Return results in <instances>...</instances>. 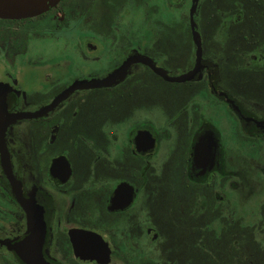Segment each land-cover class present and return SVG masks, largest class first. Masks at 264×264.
<instances>
[{
	"label": "flooded vegetation",
	"instance_id": "af4514ba",
	"mask_svg": "<svg viewBox=\"0 0 264 264\" xmlns=\"http://www.w3.org/2000/svg\"><path fill=\"white\" fill-rule=\"evenodd\" d=\"M146 79L200 88L161 121ZM161 159L184 165L162 175ZM176 205L217 264H264V0H57L0 16V264H188L160 215Z\"/></svg>",
	"mask_w": 264,
	"mask_h": 264
},
{
	"label": "rangeland",
	"instance_id": "374dc122",
	"mask_svg": "<svg viewBox=\"0 0 264 264\" xmlns=\"http://www.w3.org/2000/svg\"><path fill=\"white\" fill-rule=\"evenodd\" d=\"M186 23L182 26V27H178V28H185ZM188 85L187 83H165L162 82L160 80H156V79H146L145 83H144V93L146 95H151L156 94L159 98H160V119L161 121L163 120V118L166 116V114H169L167 112L171 111V108H174L178 102L179 99L186 97L187 94H190L192 92H194L195 89L200 88V85H193V87L191 88H187ZM241 92H254L252 90V88L250 86H244L241 90ZM207 98H209V105H208V113L210 115V118H212L214 120V124L216 126V128L221 132L223 138L226 139H230L231 136V132L230 131V126L234 123L233 122V118L232 116L227 112V110L225 109V107L223 106V104H220L219 102L213 101L211 99V97L206 96ZM188 136L189 133L184 131L181 134L179 143L181 142V146H186L187 144V140H188ZM233 137V134H232ZM234 144H232L233 146ZM234 147V146H233ZM179 152V151H178ZM234 151L231 152V155H233ZM164 155V151L162 150L161 152V157L163 158ZM184 163L180 162V161H164L163 159H161L160 161V174L162 175H168V174H172L173 172H175L176 169L178 168H183ZM175 170H174V169ZM179 171H176V173H178ZM241 195H243L245 193V189L242 187L241 188ZM171 194L168 193V191H166L164 194H162V204L163 203H168L170 204V196ZM183 202V209L184 211L186 210V200L183 198L182 200ZM246 203L243 202V204ZM168 208V207H167ZM246 209L245 207H241V213L240 216H242L241 220H244L243 215L246 213ZM180 209L179 207L176 205V207L169 211L166 210L161 211L160 215L163 217L165 215H167L168 217H172V221H174V226L175 229L172 232H176V234L174 235V241L176 242V246H177V250L179 253L186 255L187 258V262L188 264H217V261H214L210 258V254L212 253H217V250H213L211 249L209 245L208 247L211 249V252L209 253H205V252H200V250H197V248L195 247V237H196V233L194 230H190L188 232H185L184 229L180 228V226L178 224V218H180L179 216L181 215V213L179 212ZM183 218L181 219L182 222L187 220L188 218L185 217V214H182ZM176 230V231H175ZM204 237V236H203ZM207 238L211 239V236H209L208 234H206ZM205 238V237H204ZM215 239L217 238H213L211 241H209L210 243H214ZM222 238H218L217 239V243L220 242L222 243L224 241L221 240ZM246 248V246H244ZM215 248H217V246L215 245ZM218 249V248H217ZM248 246H247V250H248Z\"/></svg>",
	"mask_w": 264,
	"mask_h": 264
},
{
	"label": "water",
	"instance_id": "95a60500",
	"mask_svg": "<svg viewBox=\"0 0 264 264\" xmlns=\"http://www.w3.org/2000/svg\"><path fill=\"white\" fill-rule=\"evenodd\" d=\"M57 0H0V16L23 17L39 13L52 6ZM188 79V73L171 80Z\"/></svg>",
	"mask_w": 264,
	"mask_h": 264
}]
</instances>
